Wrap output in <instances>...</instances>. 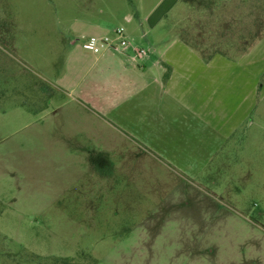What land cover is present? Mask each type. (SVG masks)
I'll return each instance as SVG.
<instances>
[{
    "label": "rangeland",
    "instance_id": "1",
    "mask_svg": "<svg viewBox=\"0 0 264 264\" xmlns=\"http://www.w3.org/2000/svg\"><path fill=\"white\" fill-rule=\"evenodd\" d=\"M190 4L196 12L182 14ZM166 11L188 26L182 34L202 55L248 54L243 63L258 72L249 135L256 145L246 156L256 173L245 188L232 181L240 193L208 192L207 177L196 179L198 188L186 178L170 186L175 178L154 173L111 175L94 167L106 162L66 161L69 146L53 142L70 105L54 79L69 42L83 39L73 32L87 23L126 28L127 13ZM257 125L264 126V0H0V264L84 256L94 264H264Z\"/></svg>",
    "mask_w": 264,
    "mask_h": 264
},
{
    "label": "crops",
    "instance_id": "2",
    "mask_svg": "<svg viewBox=\"0 0 264 264\" xmlns=\"http://www.w3.org/2000/svg\"><path fill=\"white\" fill-rule=\"evenodd\" d=\"M190 7L182 14L196 12ZM169 13H127L123 48L92 53L69 42L54 84L70 105L56 120L53 142L69 146L66 161L106 162L94 167L111 175L154 173L175 178L170 186L186 178L198 188L203 182L196 179L207 177L208 192L240 193L232 181L245 188L256 173L246 156L256 145L249 135L258 72H248V54L202 55L182 34L188 26L169 20ZM82 26L75 37L112 35L117 28Z\"/></svg>",
    "mask_w": 264,
    "mask_h": 264
},
{
    "label": "built area",
    "instance_id": "3",
    "mask_svg": "<svg viewBox=\"0 0 264 264\" xmlns=\"http://www.w3.org/2000/svg\"><path fill=\"white\" fill-rule=\"evenodd\" d=\"M126 44L127 38L123 26L115 28L112 35H90L80 41L81 47L92 53H98L105 49L123 48ZM143 52L144 50L142 49L137 50V53L139 54Z\"/></svg>",
    "mask_w": 264,
    "mask_h": 264
},
{
    "label": "trees",
    "instance_id": "4",
    "mask_svg": "<svg viewBox=\"0 0 264 264\" xmlns=\"http://www.w3.org/2000/svg\"><path fill=\"white\" fill-rule=\"evenodd\" d=\"M167 75V74H166ZM84 259L86 260L83 263L74 262L67 258H57L53 259L52 264H94L95 260L90 258L89 256H84Z\"/></svg>",
    "mask_w": 264,
    "mask_h": 264
}]
</instances>
